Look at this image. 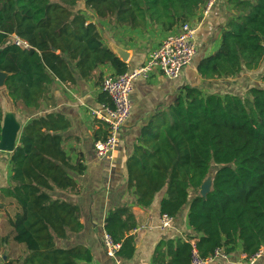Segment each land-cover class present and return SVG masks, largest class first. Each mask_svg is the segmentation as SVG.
<instances>
[{
	"label": "trees",
	"instance_id": "16d2710c",
	"mask_svg": "<svg viewBox=\"0 0 264 264\" xmlns=\"http://www.w3.org/2000/svg\"><path fill=\"white\" fill-rule=\"evenodd\" d=\"M229 2L236 16L227 22L220 48L199 64L206 79L235 78L264 65V0ZM204 3L0 0V70L9 74L4 89L15 107L22 104L38 112L54 80L74 85L76 73L90 80L103 64L113 65L117 74L126 71L127 64L104 44L85 9L116 28L145 30L151 23L172 31L197 15ZM14 34L30 47L17 46ZM4 116L0 98V131ZM57 116L32 118L11 154V182L2 193L15 212L4 221L3 238L20 247L12 256L16 264H82L93 258L84 245L56 244V238L69 239L84 226L79 205L54 192L81 194L83 188L71 173L82 174L86 168L81 156L74 159L66 149L69 138L62 131L70 128V121ZM107 130L100 127L95 139L105 138ZM210 172L212 187L202 195L200 187ZM126 178L142 207H150L165 191L161 214L176 218L185 206L189 209L190 233L159 241L153 264H190L193 242L205 258L218 247L226 255L239 247L246 257L254 255L264 246V86L253 84L243 95H204L198 87H185L143 131L126 160ZM137 225L129 205L110 209L105 231L121 244L119 257L134 255L131 231Z\"/></svg>",
	"mask_w": 264,
	"mask_h": 264
},
{
	"label": "crops",
	"instance_id": "0c3cea01",
	"mask_svg": "<svg viewBox=\"0 0 264 264\" xmlns=\"http://www.w3.org/2000/svg\"><path fill=\"white\" fill-rule=\"evenodd\" d=\"M85 12L94 16L88 21L95 23L102 34L99 25L101 24L104 30L105 22L108 21H98L92 10L85 9ZM234 16L236 12L229 0H219L208 13H203L201 10L191 18L198 26L197 53L193 62L186 66L177 78L157 74L150 79L141 78L135 82L131 95V115L121 131L119 145L110 159L97 156L94 147V141L97 140L95 133L100 127L108 128V126L95 117L92 109L105 103L104 98L109 99L106 94L103 95L101 86L107 74H117L113 65H100L93 72L94 77L90 80H83L76 73L78 82L74 85L54 80L47 101L38 112H31L22 104L15 107L8 92L4 87L1 88L0 98L4 114L12 112L21 124V129L32 118L48 113L59 115L58 119L70 121V128L63 130L62 133L69 138L66 143L67 151L74 159L79 156L84 159L85 171L82 174L71 173L82 186L83 192L75 195L57 191L54 195L79 205L84 227L81 232L72 234L69 239L56 238V244L62 248H71L80 244L90 249L93 254L92 261L82 264H115L103 245L106 218L110 209L115 206L129 205L138 223L131 231L134 236L135 253L131 258L120 257L122 264H153L154 249L159 241L183 238L190 233L188 206H185L174 218L170 227L161 228L160 203L166 196L165 191L158 193L153 204L148 208L136 204L137 196L127 187L126 160L145 128L158 119L163 111L170 108L177 97L184 93L185 87H198L204 95L227 92L243 95L251 85L257 84L259 76L264 75V68L260 67L258 70L241 73L235 78L206 79L201 76L199 64L220 48L222 32L227 22ZM179 26L172 31H164L160 26L151 23L145 30L119 27L121 32L113 30L108 33L113 39L106 42L107 40L103 38V42L110 48L112 44H116L130 51V57L125 63L127 70H131L144 63L149 52L157 47L166 35L177 31ZM11 154L12 152H0V264H16L12 256L20 250L19 246L14 243L8 244L3 238L4 221L10 213L15 212L12 201L5 198L2 193V189L11 182ZM19 264H22V261ZM211 264L249 263L239 247L231 254L215 258ZM254 264H264V253Z\"/></svg>",
	"mask_w": 264,
	"mask_h": 264
},
{
	"label": "built area",
	"instance_id": "2783aa9c",
	"mask_svg": "<svg viewBox=\"0 0 264 264\" xmlns=\"http://www.w3.org/2000/svg\"><path fill=\"white\" fill-rule=\"evenodd\" d=\"M219 0H205L202 12L208 13ZM198 26L191 19L182 23L179 29L169 33L161 43L153 48L141 65L126 70L119 74H107L102 81V92L109 97V102L101 103L99 107L92 109V113L105 122L108 126L107 135L103 139L94 141L97 156L100 158H112L117 149L121 131L131 115V95L134 84L138 79H150L155 75H164L169 78H177L182 70L193 62L197 53L196 35ZM13 42L21 48H29L27 41L14 34ZM1 152V150H0ZM174 217L162 214L160 218L161 228L165 229L173 224ZM103 245L107 254L112 257L115 264H122L118 251L121 244L116 242L113 236L104 232ZM264 253L261 247L254 255L246 257L249 264H254ZM226 255L223 248L218 247L213 255L203 257L195 242L192 243L190 264H211L215 258Z\"/></svg>",
	"mask_w": 264,
	"mask_h": 264
},
{
	"label": "water",
	"instance_id": "95a60500",
	"mask_svg": "<svg viewBox=\"0 0 264 264\" xmlns=\"http://www.w3.org/2000/svg\"><path fill=\"white\" fill-rule=\"evenodd\" d=\"M111 48L122 62H127L130 57V51L116 44H112ZM8 75L9 74L7 72L0 70V88L5 86V81ZM20 131L21 124L16 119L15 115L12 112H7L4 116L0 131V150L5 152H13L17 146V140L19 138ZM212 180L213 172H210L200 187V192L202 195H206L210 191L212 187Z\"/></svg>",
	"mask_w": 264,
	"mask_h": 264
},
{
	"label": "rangeland",
	"instance_id": "374dc122",
	"mask_svg": "<svg viewBox=\"0 0 264 264\" xmlns=\"http://www.w3.org/2000/svg\"><path fill=\"white\" fill-rule=\"evenodd\" d=\"M80 6H81V4H80ZM86 15H87V19H90V18L94 17V16H92V15L89 14V13H86ZM98 21H99V20H98ZM105 24H106V25H105V29H104V30L102 29V25H101V24L99 25V27H100V29L102 30V35H103L104 40H105V41L107 40L106 42H108V41H110L111 39H113V36H111V37L108 36V33L112 32L113 30H118V32H121V30H119V29L116 28V27L111 26L108 22H105ZM262 68H264V67L262 66ZM256 85L264 86V81H262L261 76H259Z\"/></svg>",
	"mask_w": 264,
	"mask_h": 264
}]
</instances>
